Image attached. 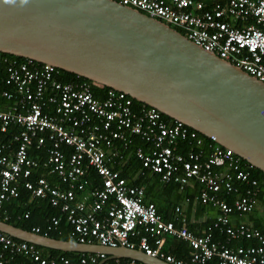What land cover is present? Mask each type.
Returning <instances> with one entry per match:
<instances>
[{
    "label": "built area",
    "instance_id": "built-area-1",
    "mask_svg": "<svg viewBox=\"0 0 264 264\" xmlns=\"http://www.w3.org/2000/svg\"><path fill=\"white\" fill-rule=\"evenodd\" d=\"M115 1L178 27L196 45L264 83V0ZM57 69L31 58L0 56V73H5L0 75V83L14 87L13 91L0 89V98L13 101L7 109H0V131L5 132L9 125L22 127L13 142L0 144V210L6 200L19 195L22 183L31 196L47 197L51 205L60 207L73 225L75 241L80 243L137 248L170 264H207L213 259L215 264H264V233L247 223L231 222V214L251 212L261 192L258 180L250 178L232 149L212 139L203 151L199 146L202 138L184 123H171L149 105L134 108L133 98L121 90L109 87L102 97H96L85 81L62 83L55 78ZM131 135L149 144L147 150L135 148L143 168L181 188L192 185L193 179L203 185L200 203L217 208L214 227L223 229L225 242L212 240L209 232L196 235L183 219H177L180 225L165 220L153 203L143 202L142 187L129 185L120 171L112 168L116 158L122 159L119 147H126ZM46 140L50 146L45 158L31 157L29 148L42 147ZM184 141L198 149L178 152ZM64 147H70L68 154ZM89 167L99 175L101 187L79 198L77 191L85 188L83 177ZM40 168L54 175L58 185L43 176L32 178L35 169ZM235 181H245L254 188L228 203L219 194L222 190L236 192ZM175 210L180 212L179 207ZM51 222L56 225L58 218L52 217ZM141 230L147 235L141 236L135 247L132 238ZM32 231L41 234L38 226ZM166 237L190 245L189 263L163 251ZM239 237L255 242L230 247L229 242ZM81 254L87 255L80 258V264H104L108 260L103 253ZM0 264L76 263L64 256L49 259L37 245L0 231Z\"/></svg>",
    "mask_w": 264,
    "mask_h": 264
},
{
    "label": "water",
    "instance_id": "water-1",
    "mask_svg": "<svg viewBox=\"0 0 264 264\" xmlns=\"http://www.w3.org/2000/svg\"><path fill=\"white\" fill-rule=\"evenodd\" d=\"M0 52L126 92L264 173V83L168 24L115 0H0ZM37 246L170 264L142 250L56 239L0 219Z\"/></svg>",
    "mask_w": 264,
    "mask_h": 264
},
{
    "label": "trees",
    "instance_id": "trees-1",
    "mask_svg": "<svg viewBox=\"0 0 264 264\" xmlns=\"http://www.w3.org/2000/svg\"><path fill=\"white\" fill-rule=\"evenodd\" d=\"M178 31L182 32L178 27L172 26ZM0 56H8L10 58L16 57L18 59H24V57L14 56L7 53H1ZM1 76H4L5 73L2 71L0 73ZM55 78L62 83H70V82H81L85 81L89 83L93 94L96 97H102L103 92L108 89L107 86H102L91 82L89 79L76 75L75 73H71L65 71L63 69H57L55 74ZM8 88L10 90H14V87L11 85H7L4 82L0 83V89ZM133 107L138 109L143 104L140 101L132 99ZM13 104L12 100H6L4 98H0V109H7ZM164 119H168L171 123L174 122V119L162 114ZM22 127L9 125L5 132L0 131V144H7L9 142H13L14 137L20 132ZM199 137L202 138V144L200 149L203 151L206 150V146L213 142V140L205 135L197 132ZM131 142L126 147H119V142H116L117 148L122 154V159L120 161L118 158L115 159V162L112 164V168L119 170L120 176L126 179V182L129 185L142 187L143 188V202L145 203H153L156 206L158 213L162 215L165 220H172L175 224L180 225V220L178 218L185 220V223L189 230L194 232L196 235H203L205 232H209L211 234L212 240H220L222 242L226 241V234L223 229H219L218 227H214V219L208 220L205 222L204 229L201 231H197L192 229L193 226H189L187 224L186 216L190 213L192 208H195V211L204 210L206 207H214L212 205H202L200 203L199 194L203 190V185L196 179L191 181L192 185H186L184 187H180L178 183L175 182H164L160 179L159 175L143 168L140 164L139 160L135 155V148L137 146L143 147L147 150L149 144L144 140L140 139L139 136L131 135ZM50 146V142L48 140L45 141V144L42 147L31 146L29 148V155L35 159L43 160L46 156V149ZM198 149L193 143H180V147L177 149L178 152H185L186 150ZM66 154L70 152V147H64ZM184 150V151H183ZM240 161L244 168H246L250 172V178H254L258 180V187L261 192L258 193L255 197L256 203L262 201L264 199V182H262L264 178V173L258 168L251 166L241 157ZM43 176L52 185H58V181L56 177L50 173H48L43 168L35 169L32 174V178ZM86 180L85 188L82 191H77V197L82 198V193H89L91 189L94 187H101V180L99 175L96 173L94 169L91 167L87 168L86 175L83 177ZM62 188L66 187L64 184H60ZM234 187L236 192L225 193L224 190L220 191L219 197L221 199L226 200L228 203H231L235 197L238 195L245 194L248 188H254L250 183L245 181H235ZM91 202V197L88 196V203ZM182 204L185 205L186 208L182 207ZM198 206L200 208H198ZM179 207L180 212L176 211L175 208ZM216 208V207H215ZM217 209V208H216ZM27 213L28 216L24 217V214ZM250 213V212H249ZM186 215V216H185ZM218 215V213H217ZM239 215L238 213L231 214L232 216ZM57 217L58 223L56 225H52L51 218ZM0 219L4 220L10 224L21 227L25 230L32 231L34 227H40V233H47V236L63 239V240H76V236L73 233V225L66 219L65 213L61 212L59 206L51 205L49 199L47 197H33L30 192L24 188L23 184H19V195L14 198H10L6 200L3 204L2 210H0ZM48 224H51V229H47ZM239 224V223H237ZM254 227L259 228L257 225H252ZM210 228V229H209ZM147 235L143 230L137 236H134L132 240L135 243V247H138V241L141 236ZM16 239V238H15ZM95 241V240H94ZM152 243V240H150ZM253 239H246L244 237H239L238 239H232L229 242V246L234 248L237 245H252L254 244ZM42 252V254L49 259L59 256H64L70 258L74 263L80 264V258L82 256H86L87 254H81L78 252H64L60 250L50 249L38 246ZM163 251L166 253L172 254L176 259H180L189 263L192 248L190 245L183 241L182 239L175 237H166L165 243L163 246ZM99 261V260H98ZM138 262H132L128 258H118V259H108L104 264H137ZM216 260L213 259L207 264H215ZM88 264H97L96 263H88Z\"/></svg>",
    "mask_w": 264,
    "mask_h": 264
},
{
    "label": "crops",
    "instance_id": "crops-1",
    "mask_svg": "<svg viewBox=\"0 0 264 264\" xmlns=\"http://www.w3.org/2000/svg\"><path fill=\"white\" fill-rule=\"evenodd\" d=\"M183 208H186L182 204ZM198 208H200L198 206ZM218 210L215 207H206V209L200 211L193 207L190 213L186 216L187 224L193 226L192 229L201 231L204 229L205 222L214 219L217 216ZM232 224L247 223L249 225H257L264 230V199L256 203L254 209L250 213L242 215H235L231 218ZM165 243V242H164ZM164 246V245H163Z\"/></svg>",
    "mask_w": 264,
    "mask_h": 264
},
{
    "label": "clouds",
    "instance_id": "clouds-1",
    "mask_svg": "<svg viewBox=\"0 0 264 264\" xmlns=\"http://www.w3.org/2000/svg\"><path fill=\"white\" fill-rule=\"evenodd\" d=\"M5 2H10V0H5ZM172 27V26H171ZM174 28V27H173ZM175 29V28H174ZM177 30V29H176ZM178 31V30H177ZM180 32V31H179ZM181 33V32H180Z\"/></svg>",
    "mask_w": 264,
    "mask_h": 264
},
{
    "label": "bare ground",
    "instance_id": "bare-ground-1",
    "mask_svg": "<svg viewBox=\"0 0 264 264\" xmlns=\"http://www.w3.org/2000/svg\"><path fill=\"white\" fill-rule=\"evenodd\" d=\"M116 260V259H115Z\"/></svg>",
    "mask_w": 264,
    "mask_h": 264
}]
</instances>
